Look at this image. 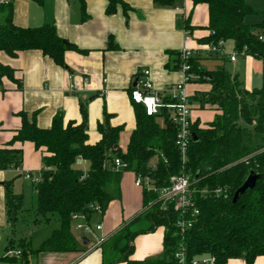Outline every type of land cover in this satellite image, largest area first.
I'll return each mask as SVG.
<instances>
[{
	"label": "trees",
	"instance_id": "16d2710c",
	"mask_svg": "<svg viewBox=\"0 0 264 264\" xmlns=\"http://www.w3.org/2000/svg\"><path fill=\"white\" fill-rule=\"evenodd\" d=\"M181 1L153 0L157 5L173 7ZM193 1L205 4L208 9L206 28L209 34L199 38L198 42L222 40L225 43L230 40L233 50L239 54L261 60L260 85L247 90L238 77L232 76L221 64L206 68L201 63V56L188 59L189 73L196 76L189 82L194 80L210 85L208 91L197 92L190 101L197 102L200 108L210 105L217 113L203 126L197 120L192 123L191 132L196 141L191 139L184 163L174 145L175 125L165 108L156 115L147 116L141 105L131 102L135 127L124 152L118 143L123 125H110V115L105 110L102 122L96 124L99 139L94 143L88 142L83 105L80 106L79 123L71 120L64 123L62 116L56 114L50 127L44 129L36 125L35 114L28 119L25 113H20V128L8 146L0 148V169L20 165V149L11 148L15 142L29 141L36 149H42V179L33 184L36 205L26 213L34 211L32 224L42 220L48 222L54 214L58 219V227L35 250H31L24 238L16 244L13 237L8 240L7 248L20 249L21 259L31 253L77 251V241L71 232V215L83 212L90 219L95 212L89 209V205H97L103 213L112 200L120 198L121 173L129 170L135 175L148 176L156 188L166 186L169 177L180 171L190 175L195 190L192 197L199 214L184 238L189 257L204 254L211 256L215 264H226L228 260L238 258L252 264L257 256L264 255V7L256 10L250 0ZM117 2L127 9L122 0H108L107 11H112ZM3 12L0 52L14 57L20 51L39 50L66 68L64 52L77 48L61 38L53 24L19 27L12 21V6H6ZM253 15H259L260 20L247 22V17ZM179 21L188 32L193 29L188 18L181 16ZM167 53L169 60L165 68L178 70L179 51ZM2 76L11 77L12 71L0 64V79ZM162 100L170 101L168 96H163ZM79 157L88 163L84 174V170L77 166ZM114 158H119L126 166L114 169ZM152 163L154 169L150 167ZM250 171L260 176L252 188L232 202L235 190ZM3 185L6 220L14 235L17 222H29L19 215L23 211V200L21 194L14 193L12 180L4 181ZM217 188L221 189L219 195L213 193ZM156 199V192L142 189V210L98 245L102 264L117 262L109 258L112 254L108 257L109 253H116L117 260L124 264H172L178 239L172 225L174 216L169 211H162ZM139 221L146 222V225L129 230L130 224ZM158 227L164 228L161 255L132 259L133 238Z\"/></svg>",
	"mask_w": 264,
	"mask_h": 264
},
{
	"label": "crops",
	"instance_id": "0c3cea01",
	"mask_svg": "<svg viewBox=\"0 0 264 264\" xmlns=\"http://www.w3.org/2000/svg\"><path fill=\"white\" fill-rule=\"evenodd\" d=\"M122 1L127 5L126 10L117 2L112 11L108 12V0H0V22L4 18L3 10L10 5L12 21L16 26L37 27L53 24L56 33L77 48L64 52L66 68L57 65L39 50L20 51L14 57L0 52V64L12 71L11 77L2 76L0 79V148L7 147L20 128V113H25L28 119L35 114L36 125L44 129L50 127L56 114L62 116L64 123L69 120L79 123L80 106L83 105L87 117L88 142L94 143L99 139L96 124L102 122L105 110L110 115V125H123L118 143L120 149L125 151L129 135L135 127L129 90L133 86L136 73L140 69H149L154 89L163 93L171 84L182 80L180 71L165 68L169 60L167 52L202 47L203 44L198 39L207 36L209 30L206 28L208 9L203 3L184 0L181 9H176L173 6L157 5L153 0ZM260 1L262 6L259 8L253 5L254 0H250V4L254 9L261 10L264 1ZM181 16L188 18L193 27L191 31L186 32L181 27ZM225 43L229 47L224 55L201 56L202 65L215 68L221 64L232 76L238 77L245 89L258 87L261 82L262 61L241 54L231 61L229 54L234 51L233 43ZM216 60L222 63H217ZM226 60L231 63L232 71L226 68ZM254 60L260 63L258 74L253 72ZM209 88V84L194 80L185 84L190 98L197 92L208 91ZM191 103L193 122L197 120L203 126L211 121H201L199 113L193 110L213 109L212 106L200 108L197 102ZM11 148L20 149L21 163L18 168L10 166L0 169V249L3 252L7 248L8 240L14 236L6 220L3 182L12 180L14 193L21 194L15 192L16 180L13 179L20 176L27 180L33 190V184L23 173L28 171L35 175L43 169L44 152L36 149L32 142H15ZM77 166L86 170L88 163L79 160ZM132 184L134 185V180L132 182L129 173L123 171L120 178V189L123 192L121 203L125 204V189L133 188L134 206L130 211L139 213L142 210V192L137 194V189ZM118 203V199L112 200L100 217L96 212L92 214V222L102 223L98 237L106 239L125 221V209L122 208L119 213L116 209ZM30 225L25 230H19V237L26 238L31 250H35L50 234L44 236L34 248L31 244L32 234L36 231L29 229ZM39 225L37 223L33 226ZM74 230L71 226L78 245L77 251L31 253L24 260L4 259L2 253L0 264H102L101 251L95 244V238L79 233L76 236ZM163 232L164 228L160 233L154 234L149 243L133 246L130 257L141 260L161 255ZM144 237L148 239L152 235L146 234ZM226 264L246 263L238 258L230 259ZM252 264H264V255L257 256Z\"/></svg>",
	"mask_w": 264,
	"mask_h": 264
},
{
	"label": "built area",
	"instance_id": "2783aa9c",
	"mask_svg": "<svg viewBox=\"0 0 264 264\" xmlns=\"http://www.w3.org/2000/svg\"><path fill=\"white\" fill-rule=\"evenodd\" d=\"M183 1L174 7L181 9ZM185 31L188 32L187 30ZM225 52L222 40L214 43H205L202 47L196 49L182 48L179 50L180 64L178 68V71L182 73L181 81L171 84L163 93H159L154 89L150 70L144 68L136 73L134 79L135 85L129 90L130 101L141 105L147 116L158 114L162 108H165L169 112V118L176 128L174 145L180 154L182 163L187 158L189 143L192 139L191 125L193 123L191 118L192 103L186 93L185 84L191 79L196 78V76L189 73L190 65L188 59L194 56H222ZM238 54L235 50L232 51L229 54V60L234 61ZM163 96H168L170 101L164 102L162 100ZM79 160L82 159L79 157L77 161ZM112 166L114 169H122L126 164L119 158H114ZM150 167L154 169V163L150 164ZM84 173L85 170L83 171ZM23 176L29 179L32 184H37L42 179V170L38 171L35 175L25 171ZM192 183L190 175L184 171L171 175L168 184L160 188H156L148 176L134 174V185L146 191L152 190L156 192V200L160 202V209L164 212L169 211L174 216L172 225L178 239L171 258L172 264H215L214 259L209 255L203 254L189 257L185 245L184 238L186 232L197 222L199 214L192 197L195 191L192 189ZM213 193L219 195L221 189L217 188L213 190ZM89 209L101 214L97 205H89ZM70 219L73 228L83 236L95 238L96 245H99L105 239L102 236H97V233L102 228V223L100 221L92 222L87 217V213H73ZM3 256L7 259H20L21 251L18 248H6Z\"/></svg>",
	"mask_w": 264,
	"mask_h": 264
},
{
	"label": "rangeland",
	"instance_id": "374dc122",
	"mask_svg": "<svg viewBox=\"0 0 264 264\" xmlns=\"http://www.w3.org/2000/svg\"><path fill=\"white\" fill-rule=\"evenodd\" d=\"M255 7L259 8L262 6V1L260 0H254V4H253ZM260 20V16L259 15H253L250 16L246 19L247 22L249 23H254V22H257ZM230 41V40H228ZM231 43V42H229ZM229 47V44L228 43H225L224 44V49L226 51V49ZM238 61H241V60H238ZM203 62V61H202ZM217 63H222V61H218L216 60ZM254 63H255V66L253 67V72H256V74H258V71H259V67H260V63L257 61V60H254ZM224 64L226 66V68L229 70V71H232V65L231 63L226 60L224 61ZM243 73V70L241 71V75ZM196 94V93H195ZM194 95V94H193ZM205 107H209V105H205ZM193 111L195 112H198L199 113V119L204 122H208L209 120H212L215 116V114L217 113L214 109H206V110H201V109H194ZM199 123V122H198ZM108 165V164H107ZM126 173H129V175L131 176V179H132V182L134 180V174H133V171H125ZM123 173V172H122ZM121 173V175H122ZM13 180H16L14 181V190L15 192L17 193H21L22 194V200H23V211H20L19 215L20 216H23L25 218L28 219V222L29 223H24V222H17L15 224V233H14V238H17V239H14L15 241V244L17 243V241L20 239V235H19V230H25L26 226H28L29 224L30 225V228L29 229H32L35 230L36 232H34L32 234V246L35 248L37 247V245L41 242V240L43 238H45L46 236H48L51 231L55 228L58 227V219H57V216L56 214L50 216V220L48 222H44L43 220L41 221V223L39 222V226H33L35 224H32L30 221L34 218V211H30L29 213L27 212L26 213V210L27 209H31L33 207H35L36 205V198H35V193L33 190H31V187H30V184L27 182V180H24L23 178H21L20 176L14 178ZM133 185V184H132ZM133 187H135L137 190V194L140 193V191L142 192V189L139 188V187H136L135 185H133ZM121 190V189H120ZM124 191V190H123ZM133 188H129L127 187L124 191V201H125V204L124 203H121L122 201V196H123V192L121 193V196L120 198L118 199L119 200V203L117 204V207L116 209L118 210V212L120 213L121 212V209H125V217H124V223H121V225L115 230L117 231L123 224L129 222L132 218H134L138 213H136L134 210L133 211H130L133 209V206H134V200L132 199V196H133ZM112 209V208H111ZM106 210V209H105ZM130 212V214H128ZM97 215L100 217V214L97 213ZM40 219V217H38ZM146 225V222H135V223H132L128 226L129 230H136L137 228H139L140 226H145ZM72 226V225H71ZM73 228V226H72ZM74 229V228H73ZM163 230V227L162 228H158V229H155L154 231L152 232H149V233H141V234H137L133 240H132V244L133 246L135 245H139V243L141 245H143L144 243H149V241L153 238L154 234L156 233H160V231ZM75 231V230H74ZM114 231V232H115ZM113 232V233H114ZM75 233H77L76 236H78V233L79 235L81 234L79 231H75ZM152 235V237H149L148 239L146 237H144V235ZM82 235V234H81ZM45 236V237H44ZM22 239V238H21ZM25 241H26V238H24ZM122 244L125 242V239L121 240ZM3 252V249H0V255H2ZM111 254L113 256H111ZM116 253H109L108 257L109 258H113L115 261V264H124L122 261H118L117 258L118 256L115 255ZM4 255V254H3ZM160 255H158L157 257H159Z\"/></svg>",
	"mask_w": 264,
	"mask_h": 264
},
{
	"label": "water",
	"instance_id": "95a60500",
	"mask_svg": "<svg viewBox=\"0 0 264 264\" xmlns=\"http://www.w3.org/2000/svg\"><path fill=\"white\" fill-rule=\"evenodd\" d=\"M133 85H135V82H133ZM192 141H196V136L192 133L191 134ZM260 175L256 174L253 171H250L248 175L246 176L243 183L235 190L232 202H235L240 194H243L247 189L252 188L255 184L256 179ZM197 177V175L194 176V179Z\"/></svg>",
	"mask_w": 264,
	"mask_h": 264
}]
</instances>
